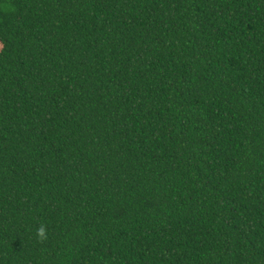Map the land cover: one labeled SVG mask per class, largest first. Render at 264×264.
Masks as SVG:
<instances>
[{"label":"trees","instance_id":"trees-1","mask_svg":"<svg viewBox=\"0 0 264 264\" xmlns=\"http://www.w3.org/2000/svg\"><path fill=\"white\" fill-rule=\"evenodd\" d=\"M8 2L0 264H264V0Z\"/></svg>","mask_w":264,"mask_h":264},{"label":"clouds","instance_id":"clouds-1","mask_svg":"<svg viewBox=\"0 0 264 264\" xmlns=\"http://www.w3.org/2000/svg\"><path fill=\"white\" fill-rule=\"evenodd\" d=\"M0 9H2L6 13H10L14 11L15 5L9 3L8 0H0ZM39 235L40 236L44 235L43 227L40 228Z\"/></svg>","mask_w":264,"mask_h":264}]
</instances>
